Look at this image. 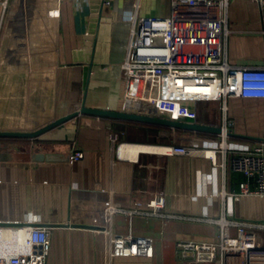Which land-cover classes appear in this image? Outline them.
<instances>
[{
	"label": "crops",
	"instance_id": "obj_1",
	"mask_svg": "<svg viewBox=\"0 0 264 264\" xmlns=\"http://www.w3.org/2000/svg\"><path fill=\"white\" fill-rule=\"evenodd\" d=\"M62 0L58 19H45L34 29L38 49L28 54L29 75L20 91L0 85V125L3 131H32L85 105L118 110L123 93L121 64L130 38L131 16H166L170 0ZM137 5V8H135ZM13 43L22 44L28 25L20 18ZM264 21L255 0H229L225 38L227 60L237 66L264 64ZM227 117L229 141L237 146L264 142V98L230 97ZM198 123L213 124L205 114ZM206 118V119H204ZM134 135L140 125L80 115L37 138L0 139V225L24 224L49 229L46 264H183L176 258L181 238L209 239L217 227L179 220L127 214L111 217V232L149 236L154 240L151 258L109 257V238L102 231L101 212L106 201L130 208L128 193L132 165L121 156L128 143L136 153L147 150L145 135ZM129 131V133H128ZM130 131H133L130 132ZM143 131H151L144 127ZM160 130L158 131L159 134ZM123 134V133H122ZM121 135V134H120ZM190 143L210 146L217 135L175 133ZM115 137V139H114ZM120 147L117 154V145ZM84 158L69 162L73 150ZM129 149V150H130ZM131 152V151H130ZM165 211L184 215H214L220 200L221 176L207 158L169 156L166 163ZM245 180L228 176L231 190ZM227 217L264 221V196L227 201ZM85 224L97 229L51 228L48 224Z\"/></svg>",
	"mask_w": 264,
	"mask_h": 264
},
{
	"label": "built area",
	"instance_id": "obj_2",
	"mask_svg": "<svg viewBox=\"0 0 264 264\" xmlns=\"http://www.w3.org/2000/svg\"><path fill=\"white\" fill-rule=\"evenodd\" d=\"M255 1L264 21V0ZM61 3L62 0H0V85L6 81L20 91L27 84L28 54L39 46L34 29L45 19H58ZM109 4V0L101 2V5ZM228 6L229 0H170L166 16L130 17V38L121 64L123 93L118 110L198 123L197 106L216 103L218 115L213 121L216 125H210L219 127L220 133L216 143L210 146L193 142L144 143L147 150L137 148L136 153L133 150L137 144L125 146L121 157L132 165V183L127 195L131 207L106 201L101 212V228L109 238L111 259L153 256L152 237L111 232V217L127 214L217 227L212 238H181L175 242L176 258L183 264H264V221L227 217L228 200L264 196V142L237 146L229 141L231 121L227 117L230 97L264 98V64L237 66L227 60ZM20 18H26L28 25L22 30V44L16 46L13 40ZM122 145L125 143L117 145L118 155ZM131 145L135 146L133 150ZM175 155L207 158L218 168L221 185L217 191L220 206L216 214L165 211L166 163L169 156ZM83 158L84 152L75 149L69 162ZM233 172L245 177L236 191L228 184V176ZM50 244L48 228L29 223L0 225V264H46Z\"/></svg>",
	"mask_w": 264,
	"mask_h": 264
},
{
	"label": "water",
	"instance_id": "obj_3",
	"mask_svg": "<svg viewBox=\"0 0 264 264\" xmlns=\"http://www.w3.org/2000/svg\"><path fill=\"white\" fill-rule=\"evenodd\" d=\"M85 97L80 104V107L63 116H59L55 118L53 121L45 124L44 126H41L40 128H37L32 131H0V138H28L33 139L37 138L46 131L57 127L61 124H64L67 121H70L80 115L85 116H92L97 118H106L110 120H121V121H127V122H137L147 125H154L163 127L164 129L160 130V135L169 136L171 134H175L176 132H182L186 134H195V135H218L220 133V128L204 124V123H185V122H179V121H173V120H167V119H161L151 116H143L139 114H134L130 112H122L115 109H108V108H94L89 107L85 105ZM236 136L241 138H250L244 135H236L232 134L231 131L229 132V136ZM251 139V138H250ZM51 228H84V229H97V226L94 225H85V224H72L70 222L61 223V224H48Z\"/></svg>",
	"mask_w": 264,
	"mask_h": 264
},
{
	"label": "rangeland",
	"instance_id": "obj_4",
	"mask_svg": "<svg viewBox=\"0 0 264 264\" xmlns=\"http://www.w3.org/2000/svg\"><path fill=\"white\" fill-rule=\"evenodd\" d=\"M197 108H198L199 115L200 114L201 115L205 114L208 118L209 117L211 118V121H214L215 120V116L218 115V110H217L218 109V104H216V103H201V104H199L197 106ZM204 119H206V118H204ZM199 120H201L200 116H199ZM118 129H120V128H118ZM118 129H116V127H114V130L117 131L116 133L118 134L119 138L120 137L122 138L123 136H127L128 138L131 139L132 136L136 137V135H138V134L139 135L143 134V135L148 137V140L150 142H152L151 141L152 139H156L157 140V141H155L156 143H166L167 140H168V138H165V135H160V134H158V131L156 132L154 130L147 131V132H145L143 130H140V131L136 130V131H134L135 132L134 135L133 134L129 135L130 133L128 131L129 134L127 135L126 134L127 133L126 128H122L121 129V130H124V132L123 131L122 132H118ZM130 132L133 133V131H130ZM171 142H172V144H179V145L187 144L186 139H184V138H182L180 136L176 137V135L172 137Z\"/></svg>",
	"mask_w": 264,
	"mask_h": 264
},
{
	"label": "trees",
	"instance_id": "obj_5",
	"mask_svg": "<svg viewBox=\"0 0 264 264\" xmlns=\"http://www.w3.org/2000/svg\"><path fill=\"white\" fill-rule=\"evenodd\" d=\"M102 119H106V118H102ZM106 120H110V119H106ZM114 121H119L120 123H127V121H121V120H114ZM131 123H133L135 125H140L141 126L140 128H142V130H143L144 127H148L149 129L154 130L156 132L159 131V130L164 129L163 127L154 126V125H147V124H142V123H137V122H131ZM177 133H182V132H177ZM0 139H5V138H0ZM6 139H8V138H6ZM151 141L155 142L157 140L156 139H152ZM233 173H236V172H233ZM239 174H241V173H239Z\"/></svg>",
	"mask_w": 264,
	"mask_h": 264
},
{
	"label": "bare ground",
	"instance_id": "obj_6",
	"mask_svg": "<svg viewBox=\"0 0 264 264\" xmlns=\"http://www.w3.org/2000/svg\"><path fill=\"white\" fill-rule=\"evenodd\" d=\"M191 89H193V88H191ZM200 90H203V91H204V90H206V89H205V88H202V89H200ZM143 146H144V145H143Z\"/></svg>",
	"mask_w": 264,
	"mask_h": 264
}]
</instances>
